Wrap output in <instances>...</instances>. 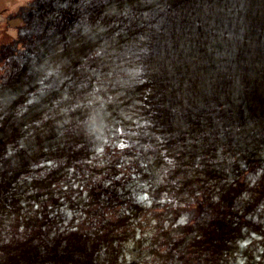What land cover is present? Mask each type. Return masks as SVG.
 Returning <instances> with one entry per match:
<instances>
[{
    "label": "rangeland",
    "instance_id": "1",
    "mask_svg": "<svg viewBox=\"0 0 264 264\" xmlns=\"http://www.w3.org/2000/svg\"><path fill=\"white\" fill-rule=\"evenodd\" d=\"M0 264H264V0H0Z\"/></svg>",
    "mask_w": 264,
    "mask_h": 264
}]
</instances>
